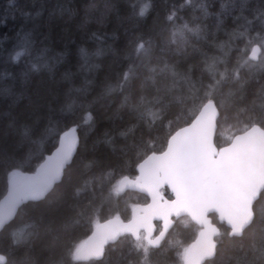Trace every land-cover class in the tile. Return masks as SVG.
<instances>
[{"label": "trees", "instance_id": "1", "mask_svg": "<svg viewBox=\"0 0 264 264\" xmlns=\"http://www.w3.org/2000/svg\"><path fill=\"white\" fill-rule=\"evenodd\" d=\"M263 54L264 0H0V199L67 131L79 137L62 181L0 232L2 264H184L200 232L188 217L157 248L142 233L109 244L101 260L76 253L97 224L129 220L149 201L120 192V180L208 100L220 112L219 148L264 129ZM254 211L240 237L211 215L220 234L205 264H264V191Z\"/></svg>", "mask_w": 264, "mask_h": 264}, {"label": "water", "instance_id": "2", "mask_svg": "<svg viewBox=\"0 0 264 264\" xmlns=\"http://www.w3.org/2000/svg\"><path fill=\"white\" fill-rule=\"evenodd\" d=\"M261 54V45L254 44L248 59L257 63ZM219 116L216 103L208 100L189 124L171 135L164 151L151 153L138 164L136 177L120 180V192H138L149 201L136 205L129 220L113 217L97 224L78 249V261L101 260L106 246L124 235L139 240L142 232L146 242L157 248L175 220L183 217L201 228L184 264H205L216 256L220 228L211 215L230 229L231 236L243 235L264 191V129L255 124L219 148L215 143ZM78 149V134L71 129L35 171L10 177L0 199V232L13 222L24 203L44 200L62 181ZM158 222L161 230L157 234ZM3 261L0 253V264Z\"/></svg>", "mask_w": 264, "mask_h": 264}, {"label": "bare ground", "instance_id": "3", "mask_svg": "<svg viewBox=\"0 0 264 264\" xmlns=\"http://www.w3.org/2000/svg\"><path fill=\"white\" fill-rule=\"evenodd\" d=\"M72 129H75V128H72ZM70 130H71V129H70ZM75 130H76V129H75ZM67 132H68V131H67ZM76 132H77V131H76ZM60 139H61V138H60ZM59 141H60V140H59ZM48 155H49V154H48ZM45 158H46V157H45ZM45 158H44V159H45ZM42 162H43V161H42ZM42 162H41V163H42ZM41 163H40V164H41ZM106 247H107V246H106ZM105 249H106V248H105Z\"/></svg>", "mask_w": 264, "mask_h": 264}, {"label": "rangeland", "instance_id": "4", "mask_svg": "<svg viewBox=\"0 0 264 264\" xmlns=\"http://www.w3.org/2000/svg\"><path fill=\"white\" fill-rule=\"evenodd\" d=\"M263 59H264V54H263ZM83 244V243H82ZM80 248V247H79ZM187 250L185 251V254H186ZM185 258V257H184Z\"/></svg>", "mask_w": 264, "mask_h": 264}, {"label": "flooded vegetation", "instance_id": "5", "mask_svg": "<svg viewBox=\"0 0 264 264\" xmlns=\"http://www.w3.org/2000/svg\"><path fill=\"white\" fill-rule=\"evenodd\" d=\"M160 226H161V224H160ZM160 230H161V227H160V229H158V232H160Z\"/></svg>", "mask_w": 264, "mask_h": 264}]
</instances>
